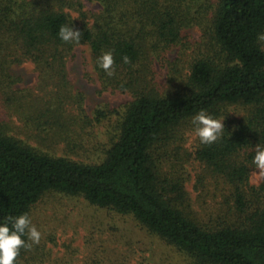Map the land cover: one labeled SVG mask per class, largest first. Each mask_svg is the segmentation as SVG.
<instances>
[{
    "label": "trees",
    "instance_id": "obj_1",
    "mask_svg": "<svg viewBox=\"0 0 264 264\" xmlns=\"http://www.w3.org/2000/svg\"><path fill=\"white\" fill-rule=\"evenodd\" d=\"M96 1L102 8L89 15L71 0H0V107L23 123L27 138L15 136L11 121L0 119V222L23 213L31 217L48 194L83 197L132 216L189 264H264V177L259 185L249 181L255 145H264V0ZM62 25L78 29L81 42L61 41ZM196 25L208 31L212 53L201 49L187 71L178 72L179 80L170 76L172 89L161 88L154 64L168 62L175 71L167 53ZM80 44L91 48L106 87L132 94L117 111L112 143L95 161L29 142L66 140L71 120L20 88L12 69L30 61L44 84L68 83L66 57ZM109 50L112 77L96 66V57ZM202 109L224 118L225 131L210 145L196 136L190 150L185 142L195 135L191 118ZM191 161L199 165L195 198L187 187Z\"/></svg>",
    "mask_w": 264,
    "mask_h": 264
},
{
    "label": "rangeland",
    "instance_id": "obj_2",
    "mask_svg": "<svg viewBox=\"0 0 264 264\" xmlns=\"http://www.w3.org/2000/svg\"><path fill=\"white\" fill-rule=\"evenodd\" d=\"M71 1L76 6L81 3L82 10L89 15L102 8L96 0ZM66 10L74 18L79 17L78 11ZM207 32L201 25L193 26L185 31L182 42L168 51L166 57L175 63V71L170 69L168 62L157 61L154 64L161 88L170 85L172 89L170 76L186 72L188 60L201 49L212 53V46L206 42L207 39L210 41ZM12 69L21 78L20 88L31 89L38 99L54 109L61 108L63 119L71 120L69 128L63 132L66 140L59 137L47 142L32 139L29 140L32 145L60 155L70 150L91 161L104 155L115 134L118 112L132 100V94L105 86L95 68L89 45H77L66 57L68 83L57 86L44 84L39 70L30 61L16 63ZM100 113L107 115L101 118ZM0 115V119L11 121L15 136L27 139L23 123L15 115L10 116L4 107H0ZM60 133L62 130L57 132V136ZM66 142L72 143L71 148ZM195 143L196 135L188 136L186 148L192 150ZM198 168V163L193 161L187 166L192 175L187 187L194 198L197 195L193 187L194 176ZM258 171L255 167L251 169L249 181L252 185H259L263 180L264 175ZM31 219L42 233L41 241L23 252L19 264H189L182 253L142 227L132 216L93 206L83 197L48 194L35 205Z\"/></svg>",
    "mask_w": 264,
    "mask_h": 264
},
{
    "label": "clouds",
    "instance_id": "obj_3",
    "mask_svg": "<svg viewBox=\"0 0 264 264\" xmlns=\"http://www.w3.org/2000/svg\"><path fill=\"white\" fill-rule=\"evenodd\" d=\"M59 39L65 43H80L82 33L71 25H62L58 30ZM264 39V35L260 37ZM125 64L129 58L123 56ZM114 56L111 50L96 57V66L104 71L108 77L115 75ZM223 119L214 118L206 110L195 113L191 122L195 135L201 144L210 145L219 140L225 131ZM252 164L264 175V145L257 143L252 157ZM42 233L27 213L8 216L0 222V264H18L21 249H31L41 241ZM26 238V239H25Z\"/></svg>",
    "mask_w": 264,
    "mask_h": 264
}]
</instances>
